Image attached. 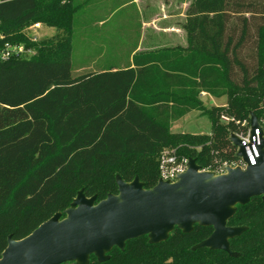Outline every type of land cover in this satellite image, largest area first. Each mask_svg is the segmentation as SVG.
Returning a JSON list of instances; mask_svg holds the SVG:
<instances>
[{
    "label": "trees",
    "instance_id": "1",
    "mask_svg": "<svg viewBox=\"0 0 264 264\" xmlns=\"http://www.w3.org/2000/svg\"><path fill=\"white\" fill-rule=\"evenodd\" d=\"M86 4L0 0L5 41L37 51L0 60V258L9 238L20 241L65 214L80 191L99 203L118 195V177L153 189L165 148L221 174L238 161L231 133L245 131L252 115L264 118V0H192L186 48L136 54L133 68L128 51L116 60L123 67L74 76L70 40ZM40 22L64 30L65 43L55 49L32 42L26 28ZM203 91L226 96V105L206 109L198 99ZM192 111L209 119L210 133L172 134L169 123ZM227 225L245 228L229 240L232 255L198 247L213 228L196 224L188 233L175 227L159 243L130 240L106 261L91 255L88 264H264L262 197L237 205Z\"/></svg>",
    "mask_w": 264,
    "mask_h": 264
},
{
    "label": "water",
    "instance_id": "2",
    "mask_svg": "<svg viewBox=\"0 0 264 264\" xmlns=\"http://www.w3.org/2000/svg\"><path fill=\"white\" fill-rule=\"evenodd\" d=\"M257 122L252 116L253 129ZM231 140L236 147L241 145L237 137ZM263 146L262 141L256 165L230 169L227 175L213 177L210 172H200L191 159L187 172L173 184L159 181L153 189L145 190L139 178L126 183L118 177V195L109 194L99 203L96 196L87 198L80 191L72 208L64 212L65 219L57 213L24 239L9 238L0 264H88L91 255L104 262L108 252L115 247L123 250L130 240L149 236L151 243H159L175 227L188 233L196 224L213 228L198 247L232 255L229 240L245 231L227 225L236 206L255 197L264 200ZM238 156L247 161L243 148Z\"/></svg>",
    "mask_w": 264,
    "mask_h": 264
},
{
    "label": "rangeland",
    "instance_id": "3",
    "mask_svg": "<svg viewBox=\"0 0 264 264\" xmlns=\"http://www.w3.org/2000/svg\"><path fill=\"white\" fill-rule=\"evenodd\" d=\"M78 1L79 3H82V4H86L85 2H88V4H86L83 7L82 11L79 13L78 20L80 21L79 22L80 24H78L79 26L74 27L73 33L71 35V40H70L72 44L74 45V52L72 56L74 76H78V75H82L85 73H89L94 70H100V69L106 68L107 64H104V62L99 63L100 60H98L97 52L101 45L99 41L101 39L103 40V42L105 40L106 43L108 41L109 42L111 41L110 38H105L97 34L99 31L98 30L99 29L98 19L102 18L101 16L105 15V13L100 12L98 10L97 6L95 5L96 4L95 0H78ZM131 11L132 10L130 7H127V8L122 7L121 9H119V11L116 12L115 17L111 19L109 23H107L104 27L100 28L101 32H103L105 29L111 28L114 25H116L117 27H121L122 34L120 37V42H121L120 54L122 55V61L124 60L125 56L128 55L127 50H130V48H132V44L135 38L134 34H132L134 27H132L133 21L130 20ZM40 24H41V28L38 30H31L30 29L31 26H28L26 28V33H29L28 36L30 35L29 36L30 39L31 38L35 39L37 42L44 43V45L49 44L50 46H52V44H55L56 46L55 47L53 46V48L55 49L58 48L59 44L65 43V40L66 38H68V36L66 35L64 30H60L59 28H56V27L46 26V24L43 22H40ZM82 29L85 30L86 32H83ZM149 48L150 49H147L143 53L156 52L162 49H174L175 47H149ZM88 50L90 51V54L93 55L92 57L94 60V65H92L91 67L83 68L81 67L82 61H83L82 59H83L85 51H88ZM35 53H37V51ZM29 57L30 55H27V58ZM101 60L103 61V59ZM117 62L118 61H116V63ZM123 66H124L123 63L118 62V67H123ZM213 98L214 99L212 100L211 99L205 100L203 97H201V94L198 95L199 101H201V103L204 105L206 109H210L214 105H223V104L226 105V101H227L226 96H223V97L213 96ZM262 121L264 122V118H262ZM169 128L172 134H180V133L198 134V133H210L211 125L207 117L201 116V114L197 111H192L175 121H171L169 123ZM173 152L176 154L175 148L173 147L165 148L164 150H162L158 158L159 163L161 162V158L163 156H168L170 155V153H173ZM190 160L191 159L182 157L181 159L179 158L178 164L182 162L185 164V166L189 167ZM175 166H178V165L176 164ZM173 167L167 166V169L170 171ZM230 169H236V167L227 166L222 170L221 174L219 175H216L207 170H200V169L199 170L200 172H210L213 177H218L222 175H227ZM176 182L178 181H176L175 179L173 183H176ZM65 218H66V215L63 214L61 216V219H65ZM192 247H193L192 244H188V245L183 246L181 249H179V252L176 254L177 257H174V261L180 263L183 260L184 248L192 249ZM67 264H82V263L78 261H72V262H68Z\"/></svg>",
    "mask_w": 264,
    "mask_h": 264
},
{
    "label": "crops",
    "instance_id": "4",
    "mask_svg": "<svg viewBox=\"0 0 264 264\" xmlns=\"http://www.w3.org/2000/svg\"><path fill=\"white\" fill-rule=\"evenodd\" d=\"M95 2L98 10L105 13V15L101 16L102 18L98 19L99 31L97 34L110 38L112 41L107 43L105 40L103 42L102 39L99 41L101 45L98 49V60H100L99 63L104 62V64H107V68L115 67L116 60L122 58L120 54L122 29L114 25L101 32L100 28L109 23L122 7H130L132 10L130 20L133 21L132 27L134 29L132 34H134L135 38L132 48L127 50L130 51L128 55L131 63L130 67H135L132 62L133 56L143 53L150 49L149 47L186 48L188 45L184 25L186 23V13L192 0H95ZM82 31L86 32L83 29ZM92 59L90 51H86L81 67L86 68L94 65V60ZM201 97L205 100L214 99L211 94L204 91L201 92ZM214 106H224V104Z\"/></svg>",
    "mask_w": 264,
    "mask_h": 264
},
{
    "label": "built area",
    "instance_id": "5",
    "mask_svg": "<svg viewBox=\"0 0 264 264\" xmlns=\"http://www.w3.org/2000/svg\"><path fill=\"white\" fill-rule=\"evenodd\" d=\"M41 28L40 23L33 24L30 29L38 30ZM32 42H37L35 39H30ZM34 49H27L24 44H13L11 42L5 41L4 35L0 34V60L6 61L11 58H27V55L32 57L35 54ZM29 57V58H30ZM222 120L224 122H228L229 118L222 116ZM257 127L253 129L251 125V119L248 121H244L242 126L245 127V131L239 133H231L230 139L235 136L240 140L241 145L237 146V156L240 152L241 148L244 149L245 156L247 157V161L243 156H238V161L235 165L236 168H240L241 170H246L248 166L256 165V160L259 158V150L258 147L261 146L262 141L264 142V122H257ZM262 151L264 152V146L262 147ZM179 158L175 155V153H170L168 156H163L160 162V177L159 181L173 183L179 181V177L187 172L189 167L185 166L184 163H180ZM178 166H175V165ZM167 166L173 167L170 171L167 169ZM229 165H226L227 167ZM231 166V165H230ZM224 167V168H225ZM223 168V169H224ZM222 172V171H221Z\"/></svg>",
    "mask_w": 264,
    "mask_h": 264
}]
</instances>
